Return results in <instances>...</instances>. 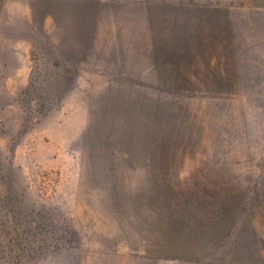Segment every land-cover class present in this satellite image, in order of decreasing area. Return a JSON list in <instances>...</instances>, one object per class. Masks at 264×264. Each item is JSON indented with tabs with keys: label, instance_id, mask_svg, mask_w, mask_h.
<instances>
[{
	"label": "rangeland",
	"instance_id": "1",
	"mask_svg": "<svg viewBox=\"0 0 264 264\" xmlns=\"http://www.w3.org/2000/svg\"><path fill=\"white\" fill-rule=\"evenodd\" d=\"M7 1L0 264H264V0L107 1L80 49Z\"/></svg>",
	"mask_w": 264,
	"mask_h": 264
},
{
	"label": "crops",
	"instance_id": "2",
	"mask_svg": "<svg viewBox=\"0 0 264 264\" xmlns=\"http://www.w3.org/2000/svg\"><path fill=\"white\" fill-rule=\"evenodd\" d=\"M107 1L111 0H8L3 12L5 15L16 6L18 29L23 11L26 29L39 25L54 42L63 43L55 47L80 49L97 41ZM6 20L2 18V25L5 26ZM57 24L62 27H56Z\"/></svg>",
	"mask_w": 264,
	"mask_h": 264
}]
</instances>
